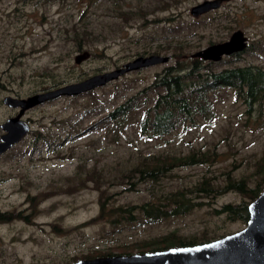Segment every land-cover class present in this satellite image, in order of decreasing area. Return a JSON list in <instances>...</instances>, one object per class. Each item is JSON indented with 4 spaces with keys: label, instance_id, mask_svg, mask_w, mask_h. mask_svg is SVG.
Returning a JSON list of instances; mask_svg holds the SVG:
<instances>
[{
    "label": "rangeland",
    "instance_id": "obj_1",
    "mask_svg": "<svg viewBox=\"0 0 264 264\" xmlns=\"http://www.w3.org/2000/svg\"><path fill=\"white\" fill-rule=\"evenodd\" d=\"M200 1L0 0V123L16 113L2 104L3 96L54 89L139 55L169 56L165 64L130 71L91 91L24 111L28 133L0 155V211L27 215V196H37L38 203L30 222H0V264H74L99 252H143L170 232L200 243L244 226L213 213L222 204L247 200L231 190L197 199L202 203L188 214L157 222L136 218L127 223L111 211L157 200L160 192L190 188L202 180L215 190L237 181L254 187L264 180V0H228L190 16L189 8ZM236 29L246 37L245 49L216 62L203 61L204 71L249 65L260 72L255 80L261 99L248 107L239 91L220 87L205 92L196 103L203 108L195 107L192 119L176 122L168 134L156 136L147 128L141 132L154 93L140 90L173 64L172 56L188 59ZM82 51L88 57L75 63L74 55ZM128 97L134 98L121 123L100 121ZM190 155L207 160L173 167L158 181H140L134 189L125 190L127 185L115 179L138 162H172ZM92 170L94 180L81 185ZM100 201L105 202L102 216Z\"/></svg>",
    "mask_w": 264,
    "mask_h": 264
},
{
    "label": "trees",
    "instance_id": "obj_2",
    "mask_svg": "<svg viewBox=\"0 0 264 264\" xmlns=\"http://www.w3.org/2000/svg\"><path fill=\"white\" fill-rule=\"evenodd\" d=\"M123 19H126L124 13L121 14ZM80 42L77 40L76 46L80 47ZM174 58L173 64L165 66L159 73H156L149 85L140 90L141 93L151 91L154 93V101L140 122V131L144 132L149 129L156 136L168 134L176 126V122L190 120L193 117L196 108H203V105H197V101L203 100L205 92L217 88H231L239 91V97L243 104L251 106L259 101L262 97V91L257 87L255 73L253 67L231 66L222 68L218 71H204L205 64L199 58L179 56ZM134 97H128L124 102L117 105L109 111L100 121H108L112 124H119L123 121L127 111L131 106V101ZM105 120V121H103ZM42 137L40 133L36 134ZM207 158H197L193 155L185 158L177 159L172 162L158 159L154 162H138L136 165L119 172L115 179H118V184L127 185L125 190L134 189L135 183L140 181H158L167 171L173 167L190 166L196 163H204ZM95 170L86 173L85 179H82L80 184H85L86 181L94 180ZM134 179L133 181L131 179ZM102 177L99 178L100 184ZM98 187L99 183H94ZM264 180L254 187H246L244 182L237 181L228 183L224 188L215 190L208 180H202L190 188L177 189L170 192L158 193L157 200L143 202L138 205L112 207L113 216H116L120 221L132 222L136 218L143 219L144 222H157L161 219L181 216L191 212L194 207L202 203L201 198H214L216 195L225 191H235L239 193L246 201H241L237 204L225 203L219 208L213 209L214 214H223L230 221L239 220L246 222L247 220V204L252 201L262 190ZM100 190V189H99ZM103 194L101 191L100 195ZM152 195H157L152 192ZM37 196H27L26 200L29 204V213L24 215L19 210L1 212L0 222H9L13 219L29 221L35 213L38 200ZM105 202L100 201V216L103 215ZM28 208V209H29ZM118 220L109 221L116 223ZM210 240V239H209ZM212 240V239H211ZM208 241V240H207ZM149 250H159L170 246L196 244L194 238H184L174 232L164 235L159 240L155 239ZM152 246V247H151ZM154 246V247H153ZM147 247H145L146 251ZM148 250V251H149ZM113 253H96L84 258H92L96 256H106Z\"/></svg>",
    "mask_w": 264,
    "mask_h": 264
},
{
    "label": "water",
    "instance_id": "obj_3",
    "mask_svg": "<svg viewBox=\"0 0 264 264\" xmlns=\"http://www.w3.org/2000/svg\"><path fill=\"white\" fill-rule=\"evenodd\" d=\"M225 1L228 0H202L189 8V14L193 17L202 15L217 9ZM245 47L246 37L242 30L236 29L226 40L208 44L191 53L190 57L216 62L223 56L241 52ZM88 55L87 51H82L74 55L73 61L79 63ZM168 60V55L155 53L139 55L114 69L54 89L36 92L26 97L3 96L2 104L7 108L17 109V112L0 123V155L28 133L29 125L21 119L25 110L60 96L70 97L91 91L125 73L165 64ZM74 264H264V186L247 204V220L244 226L235 232L196 244L83 258Z\"/></svg>",
    "mask_w": 264,
    "mask_h": 264
},
{
    "label": "flooded vegetation",
    "instance_id": "obj_4",
    "mask_svg": "<svg viewBox=\"0 0 264 264\" xmlns=\"http://www.w3.org/2000/svg\"><path fill=\"white\" fill-rule=\"evenodd\" d=\"M200 16V15H199ZM198 17V16H197ZM16 110V112H17V109H15ZM8 118V117H7ZM245 224V223H244Z\"/></svg>",
    "mask_w": 264,
    "mask_h": 264
}]
</instances>
